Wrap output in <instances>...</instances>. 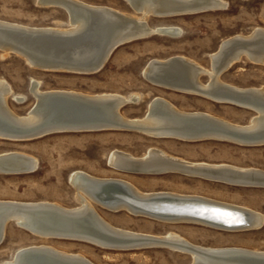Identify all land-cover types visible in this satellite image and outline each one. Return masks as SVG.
<instances>
[{"label":"bare ground","instance_id":"obj_1","mask_svg":"<svg viewBox=\"0 0 264 264\" xmlns=\"http://www.w3.org/2000/svg\"><path fill=\"white\" fill-rule=\"evenodd\" d=\"M123 1L139 16L78 0H37L40 6L63 9L67 15L68 28L28 29L27 26L1 21L0 28L9 32L50 35L37 39H21L19 36L20 40L12 42L10 35L0 33V53L17 54L29 67L38 70L92 74L100 71L111 53L123 44L155 34L171 37L180 34V29L171 26L151 28L148 25L149 17L187 15L219 10L226 6L220 0ZM262 30L255 29L249 35H237L222 41L216 52L209 56V69L188 58L175 56L166 60H151L142 71L145 80L154 86L254 111L255 115L245 126L229 123L205 112H179L162 98L152 99L141 119H124L118 112L119 108L136 102L139 95L110 93L90 96L69 90L42 92L39 83L33 79L30 80L29 92L34 103L25 115L16 117L9 110L7 99L22 102L24 96L13 94L9 84L0 80V138L14 141L41 137L55 131L119 129L132 130L153 138L188 142L216 140L242 146L263 145L264 96H260L258 91L264 92V89H237L218 82L220 74L241 59L264 64ZM200 75H207L208 82L200 83ZM107 164L126 173H178L231 185L264 187L263 170L191 162L168 155L155 147L149 148L141 157L112 150L107 156ZM36 167L37 160L27 154L0 153V174L29 173ZM69 182L79 204L75 208L65 209L59 204L43 201H0V244L6 226L11 222L37 238L81 241L102 249L161 246L188 254L191 257L189 264H264V251L239 247L208 248L194 245L173 232L155 236L114 228L96 213L93 204L106 210L125 211L163 223L185 222L226 232L259 229L264 219L258 212L197 195L142 192L121 179L97 178L81 171L73 172ZM105 183L124 187L101 192L99 186ZM2 264L93 263L80 254L65 253L47 245H33L15 251Z\"/></svg>","mask_w":264,"mask_h":264},{"label":"rangeland","instance_id":"obj_2","mask_svg":"<svg viewBox=\"0 0 264 264\" xmlns=\"http://www.w3.org/2000/svg\"><path fill=\"white\" fill-rule=\"evenodd\" d=\"M92 6L135 13L123 0H78ZM225 8L164 18H148L151 28L171 26L180 29L175 37L155 34L117 47L103 68L92 74L57 70H38L22 57L0 53V80L9 84L12 93L24 96L22 102L7 99L16 117L25 115L34 103L29 92L30 80L39 83L40 91H74L79 94L139 95L138 100L118 110L124 119H141L149 102L162 98L179 112H205L232 124L245 126L254 111L233 104L216 103L150 84L142 76L151 60L182 56L209 69V56L220 43L237 35L264 31V0H220ZM30 29L68 28L66 12L58 7H44L37 0H0V23ZM3 54V55H2ZM17 55V56H16ZM22 58V59H21ZM221 79V80H220ZM198 81L208 82L207 75ZM222 81V82H221ZM218 82L237 89H264V64L241 59L220 75ZM225 84H224V83ZM264 96V92L258 91ZM253 112V113H252ZM35 138V139H34ZM14 141L0 138V153L21 152L34 157L37 167L23 174H0V201L51 202L70 209L78 207L75 190L69 182L73 172L81 171L97 178H116L129 182L142 192H173L197 195L258 212L264 219V187L239 186L189 177L178 173L158 175L126 173L107 164L112 150L141 157L152 147L168 155L191 162L228 164L264 171V144L238 145L225 141L188 142L153 138L132 130L104 129L81 132H48L38 137ZM259 145V146H258ZM96 213L109 225L137 234L163 236L173 232L188 242L208 248L239 247L264 251V220L257 230L226 232L185 222H160L125 211L106 210L93 204ZM33 245H47L58 251L80 254L93 264H189L191 257L161 246L138 249H102L92 244L65 239H42L8 223L0 244V264L15 251Z\"/></svg>","mask_w":264,"mask_h":264},{"label":"water","instance_id":"obj_3","mask_svg":"<svg viewBox=\"0 0 264 264\" xmlns=\"http://www.w3.org/2000/svg\"><path fill=\"white\" fill-rule=\"evenodd\" d=\"M0 33H6V34L10 35L12 42H15L14 40H20L19 36L21 37V39H25V38L37 39V38H42V37H47L48 38L49 35H50V34H41V33H39V34L24 33V32H21V31L9 32L8 30H5L3 28H0ZM10 33H12V34H10ZM41 35H43V36H41ZM99 187H100V191L101 192H109V191H113L114 189H116L118 187H124V186H122L121 184L105 183V184H101Z\"/></svg>","mask_w":264,"mask_h":264},{"label":"crops","instance_id":"obj_4","mask_svg":"<svg viewBox=\"0 0 264 264\" xmlns=\"http://www.w3.org/2000/svg\"><path fill=\"white\" fill-rule=\"evenodd\" d=\"M146 153V152H145Z\"/></svg>","mask_w":264,"mask_h":264}]
</instances>
